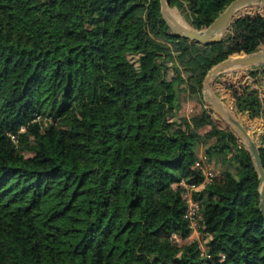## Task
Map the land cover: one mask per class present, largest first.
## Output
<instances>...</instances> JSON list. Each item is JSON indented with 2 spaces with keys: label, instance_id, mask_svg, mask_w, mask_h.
Listing matches in <instances>:
<instances>
[{
  "label": "trees",
  "instance_id": "obj_1",
  "mask_svg": "<svg viewBox=\"0 0 264 264\" xmlns=\"http://www.w3.org/2000/svg\"><path fill=\"white\" fill-rule=\"evenodd\" d=\"M231 1L168 0L195 29ZM263 45L259 10L202 46L160 0H0V264H264L258 173L201 93L212 66ZM260 74L213 88L262 123L264 168ZM181 90L198 112L175 120ZM199 148L215 166L194 193L206 255L172 237L192 232L179 182L202 181Z\"/></svg>",
  "mask_w": 264,
  "mask_h": 264
},
{
  "label": "water",
  "instance_id": "obj_2",
  "mask_svg": "<svg viewBox=\"0 0 264 264\" xmlns=\"http://www.w3.org/2000/svg\"><path fill=\"white\" fill-rule=\"evenodd\" d=\"M160 5L163 17L167 20L172 33L187 38L190 42L204 46L222 40L231 24L241 14L248 12V7L253 5L264 7V0H232L230 4L203 29H195L191 26V24L182 17L176 7H171L169 5L168 0H160ZM174 8L177 9L180 17L188 26L184 27L171 18L168 13L170 9ZM258 65L264 68V48L262 47L251 53L226 58L208 70L203 80L201 93L205 104L213 110L220 121L226 123V126L240 141H242L244 148L251 155L260 183L259 207L264 214V168L259 150L260 144L249 134L246 125L240 122V116L233 112L232 107L217 97L215 94L216 90L213 88V82L219 79L218 77L220 74L234 68L246 70L248 67L251 68ZM228 101L231 102L229 99ZM241 115L245 116L244 113H241Z\"/></svg>",
  "mask_w": 264,
  "mask_h": 264
},
{
  "label": "rangeland",
  "instance_id": "obj_3",
  "mask_svg": "<svg viewBox=\"0 0 264 264\" xmlns=\"http://www.w3.org/2000/svg\"><path fill=\"white\" fill-rule=\"evenodd\" d=\"M257 10L264 12V7L259 6V5H253L251 7H248V12H253V11H257ZM178 11L181 14V11L180 10H178ZM262 48H264V45L262 46ZM259 49H261V47ZM133 59H135V57ZM258 67L262 68L260 65H258ZM249 68L250 67H248V69ZM241 71H244V69L229 70L227 72L220 74V76L218 78L220 80H223L228 76L235 77V75H238ZM215 90H214L215 94L217 93L216 94L217 97H219L221 100H223V99L228 100L229 99V96L221 87H217ZM229 100L231 101V99H229ZM194 102H195L194 97H191L189 94H187V92L181 90L179 93V109L174 116L175 120H179L181 117H185V116L191 117L194 113L198 112V107L195 106ZM228 103H229L228 105L232 107L233 112H235L234 107H233V103L229 102V101H228ZM236 114L239 116L241 115L240 113H236ZM215 116L218 118L217 115H215ZM241 117L243 118V123L246 125L247 129H249L248 130L249 134H251L252 137L257 141V143L260 144V140H261L260 135H262V132H263V126L261 125L260 121L259 120L251 121L244 115H241ZM240 142L243 145L242 141H240ZM243 147H244V145H243ZM197 158L200 160V162H201V160L206 161L202 148H199ZM207 240H208V237L203 236L202 234L199 233L198 230H195V231L191 232V234L188 238L182 240L180 243L197 241V242H199V245H201L202 250L204 252H206L207 251V248H206Z\"/></svg>",
  "mask_w": 264,
  "mask_h": 264
},
{
  "label": "built area",
  "instance_id": "obj_4",
  "mask_svg": "<svg viewBox=\"0 0 264 264\" xmlns=\"http://www.w3.org/2000/svg\"><path fill=\"white\" fill-rule=\"evenodd\" d=\"M46 122H48V119L44 118V124H46ZM12 138L15 139L14 136ZM198 164L200 165L203 174L202 181L199 183H188L185 180H181L179 185L184 189V197L187 202L185 217L188 219L190 228L192 231L198 230L200 234L206 236L207 233L201 232V203L195 198L194 193L201 191L206 184L210 183L214 179L215 166L213 163L204 160H201V162L199 160ZM172 237L179 243L182 241V239L177 235H173ZM199 247L201 249V253L206 255L207 252L202 250L201 245H199Z\"/></svg>",
  "mask_w": 264,
  "mask_h": 264
},
{
  "label": "bare ground",
  "instance_id": "obj_5",
  "mask_svg": "<svg viewBox=\"0 0 264 264\" xmlns=\"http://www.w3.org/2000/svg\"><path fill=\"white\" fill-rule=\"evenodd\" d=\"M168 14L171 16V18H172L173 20L177 21L180 25H182V26H184V27L188 26V24H187L186 22H184V21L182 20V18L180 17V15H179L177 9H175V8H174V9H170ZM235 69H240V68H234V69H231V70H235ZM216 94H217V93H216ZM220 97H221V96H220ZM223 101H224L225 103L229 104V103L227 102V100L223 99ZM239 120H240L241 123H243V118H242L241 116L239 117ZM243 124H244V123H243ZM244 125H245V124H244ZM248 130H249V129H248ZM248 132H249V131H248Z\"/></svg>",
  "mask_w": 264,
  "mask_h": 264
},
{
  "label": "crops",
  "instance_id": "obj_6",
  "mask_svg": "<svg viewBox=\"0 0 264 264\" xmlns=\"http://www.w3.org/2000/svg\"><path fill=\"white\" fill-rule=\"evenodd\" d=\"M258 87L264 88V74H260L259 75V78H258ZM261 125H262V123H261Z\"/></svg>",
  "mask_w": 264,
  "mask_h": 264
}]
</instances>
